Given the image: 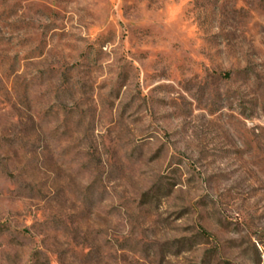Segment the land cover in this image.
Masks as SVG:
<instances>
[{
	"label": "rangeland",
	"instance_id": "374dc122",
	"mask_svg": "<svg viewBox=\"0 0 264 264\" xmlns=\"http://www.w3.org/2000/svg\"><path fill=\"white\" fill-rule=\"evenodd\" d=\"M0 264H264V0H0Z\"/></svg>",
	"mask_w": 264,
	"mask_h": 264
}]
</instances>
